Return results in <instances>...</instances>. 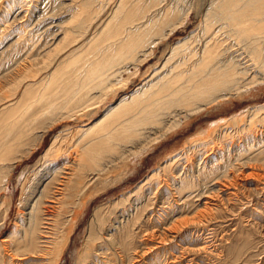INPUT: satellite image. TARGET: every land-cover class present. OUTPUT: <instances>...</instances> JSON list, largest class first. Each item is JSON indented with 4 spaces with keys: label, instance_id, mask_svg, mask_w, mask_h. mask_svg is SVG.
<instances>
[{
    "label": "rangeland",
    "instance_id": "374dc122",
    "mask_svg": "<svg viewBox=\"0 0 264 264\" xmlns=\"http://www.w3.org/2000/svg\"><path fill=\"white\" fill-rule=\"evenodd\" d=\"M80 1L82 0H76V3ZM118 2L119 0H110L111 4L107 5L104 13L102 12V14L106 13L101 18L102 20L110 16ZM208 2L209 0L206 1L207 4ZM156 3L159 4L156 7L158 9L172 5V7L179 6L182 12H188L186 23L179 27L169 39L159 43L153 49V57L146 64L140 66L139 72L134 77H129L126 72L122 74L123 80H130L128 84L121 85L106 100H95L94 104L91 101L90 107L80 108L78 112L76 111L77 114L66 110L63 103L52 113L43 112L46 106L42 104L24 115L23 111L26 108L27 100L23 101V99H31V95L43 91L45 77L57 69V65L54 64L64 60L73 52L74 48L79 47L77 44L73 45L72 48L65 49L58 55V52L67 46L66 40L60 41L63 37L62 32L67 29L70 32L73 29L69 23L74 7L67 0H0V119L8 122L9 125L17 123L15 130L19 131V127L22 130V126L24 127L27 120L36 117L32 132L30 129L34 122L29 129L26 127L23 130L26 132L22 144L16 143L15 135L18 132L12 134L10 138V126H6L2 120L0 121V127L3 126L0 128V156L2 158H0L1 253H3L2 242L10 240L6 236L12 230V233L26 231V228L21 224H23L22 220L25 218L27 220L28 216L25 214H28L29 210L27 211L28 207H24L23 204L19 206V203H25L24 200H27L29 194L32 195V188H28L32 183L33 185L37 183L36 192L34 191L32 199L29 201V204L32 205L35 200L40 198V193L53 178L54 169H49L52 172L47 169L44 173L45 168L43 167L49 166V163L55 161L58 154L75 153V150H78L76 145L80 141L79 137L93 122L103 118L108 109L117 106L122 98L142 87L144 80L150 79L152 74L162 69L164 62L170 56L171 46L193 36L200 38L202 17L207 7L204 0H157ZM59 41L62 43L57 46ZM55 47L60 50L55 52ZM77 60L78 58L76 62ZM34 61L37 63L33 66ZM85 62L87 64V59L80 60L79 64L72 66L73 69H79L77 74L83 73L80 69ZM47 64L51 65L50 68L48 67L49 70L44 68ZM131 71L134 73L136 68L132 67ZM70 75L66 78H70ZM28 90L31 93L26 96ZM58 98L59 96L54 95L53 101L55 103L62 102ZM54 102L52 103L55 104ZM263 104L264 85L256 87L249 95L245 94L240 98H231L225 103L214 104L208 110L192 116L189 120L184 119L179 129L170 130L166 137L155 140L146 152L138 153L137 158L131 156V159L128 158L129 160L125 159L122 157L123 153L119 147H115V152L112 150L102 152V162L108 163L109 169L107 168L108 171L101 177L94 178L88 186V190L79 197L76 202V204H80L76 209L77 214L69 213L63 216L65 223L66 221L70 222V219L74 223L67 222V225L63 224L61 231L59 230L60 232L64 231L67 236L69 230L72 229L66 246L64 245L62 248L63 252L61 247L59 251L58 247L55 248V254L62 252L59 254L61 258L58 257L59 261L56 264H264V143L255 146L259 139V137L256 138L257 132L264 128V123H257L254 126L255 129L247 127L245 121L238 125L228 123V126L221 128L219 127L222 124H218L251 107ZM93 107L94 109H91ZM38 110L40 112L43 110L44 116ZM4 112H7L5 116ZM7 116L13 118L9 119ZM22 117L23 120H21ZM50 124L54 126L50 127L49 131L47 128L43 129ZM215 124L218 125L214 126ZM224 128L226 129L223 131ZM217 131H223V137L218 138L216 143L209 146L210 148H203L208 153L204 154L205 156L200 162L199 157L196 158L197 151L189 153L190 157L184 154L179 169L184 167L181 170L182 176L188 173L193 175L194 171L199 172L198 167L200 168L213 158L208 166L216 168V179L223 180L224 184L228 186L227 189L224 188V192L218 191L217 187L214 188L213 178L208 180L201 178L202 187L190 191L188 195H179L173 183L168 182L170 177H172L171 179L176 177L171 173L172 166L169 168L168 176L164 175V172H161L159 177L154 175L161 166L164 168L167 163H171L170 160L173 157L174 160L178 158L190 139L203 132L204 135L197 136V139L200 137V140L205 138V140L211 141L209 138L211 135H216ZM44 132L45 136L41 142H37V138H40ZM254 136H256L255 139ZM6 143L8 144L5 145ZM1 144L6 148L4 156H2ZM35 144L38 146L36 147ZM60 146H63L61 154L57 150ZM129 147L130 149H128ZM129 147L126 149L131 150L132 155L135 152L137 154V151L140 150V147L134 149L136 145L133 144ZM30 148L33 149L30 150ZM74 148L76 149L74 150ZM8 149L9 154L6 155ZM214 149L218 151L221 149L223 155L217 154V157H213L216 155ZM185 150L188 149L185 148ZM18 156H21L20 160L16 159ZM112 158H115L114 162H109ZM116 158L120 161H116ZM190 160L193 164L190 163ZM186 166L187 168H185ZM175 170L176 168L173 167L174 172ZM152 177L154 178L152 188L150 185L147 186L146 191L141 194L137 186ZM178 177L179 175L176 178L178 179ZM165 181L170 185L166 186ZM160 182L162 183L159 184ZM55 186L53 189L50 187L48 189L50 192L52 191V194L56 191ZM212 189L214 190L212 191ZM213 193L219 198L217 197L216 206H214L216 216L209 219L202 216L204 205L201 204V200H197L200 198L199 196ZM48 194L49 196L47 195L44 199L46 203L43 204L44 206H53L54 204L50 201L52 194ZM126 199L129 200L124 203ZM138 207L142 208V211L140 210L139 223L133 228L135 249L128 250L129 248L123 245L122 239L124 231L128 227L129 221L133 220L132 215L136 214ZM71 208L73 209V207ZM185 218H189L188 221L193 218L197 220L193 219L195 223L187 224V227L181 228L179 233L166 231L175 223H173L175 219L181 221ZM55 219L59 220L58 217ZM28 223L26 222L27 226ZM57 237L61 239H57L55 243L62 240L63 234L57 235ZM49 247H52L51 250L54 251L53 246ZM1 256L0 264L10 262L9 259L4 258V253ZM54 256L53 253L47 259L45 258L44 264H50ZM17 258H14V263L21 264L18 262V259L21 258ZM27 258L26 264H39L35 260L28 262L30 258ZM80 258L81 260H79Z\"/></svg>",
    "mask_w": 264,
    "mask_h": 264
},
{
    "label": "bare ground",
    "instance_id": "6f19581e",
    "mask_svg": "<svg viewBox=\"0 0 264 264\" xmlns=\"http://www.w3.org/2000/svg\"><path fill=\"white\" fill-rule=\"evenodd\" d=\"M67 1H69L71 5L73 4L74 7L69 23L73 29L72 31L70 30V32L69 29L62 32L63 37L60 41L62 40L63 42L66 40L67 46L62 49V51H59L60 48H56L62 43L59 41L55 47L56 49H54L56 50L55 52L59 51V55L61 52L65 51V49L72 48L73 45L76 46L77 44L79 47L74 48L73 52L64 60L58 63L54 62V65H57V69L48 76L49 78L45 77L43 91L36 95H31V99H23V101L27 100L26 108L23 111L24 115L42 104L46 106V108L44 107V111L42 110L43 112L52 113L63 103L66 110L70 113L74 112V114H77L80 108L87 109L90 107L91 101L94 104L93 101L95 100H106L113 91L118 89L121 85L125 86V84L130 82V80L128 81L127 79L123 80L122 74L126 72L129 74V77H134V75L139 72L140 66L146 64L149 59L153 57V49L159 43L169 39L179 27L186 23L188 17V12H182L179 6L172 7V5H169V7L163 9L156 8L159 6V4L156 3L157 0H119L116 5L117 7L111 14L109 13L110 16L102 20L101 18L106 15V13L102 14V12L107 9L110 0H82L77 3L76 0ZM206 1L207 0H204V3H206ZM205 10L206 12L203 13L204 15L202 17L203 24L200 38L193 36L171 46L170 56L168 58L166 57L167 59L162 69L152 74L150 79L144 80V85L142 84V87L122 98L117 106L108 109L103 118L93 122L79 137L80 141L76 145L78 150L74 148L76 151L75 153H62L63 146L57 149L62 155L58 154L55 161L49 163V166L43 167L45 168L44 173L47 169L49 170L51 168L50 170L54 169V174L50 183L47 184L46 188L43 189L44 191L40 193V198L35 200L32 205L29 204L37 187V183L34 185L32 183L28 188H32V195L29 194L28 197L26 195L27 200H24L25 203H19V206L23 204L24 207H28L27 211L29 210V213L25 214L28 216L27 220L25 218L22 220L23 224H21L26 228V231L12 233V230L10 234L6 236V238L10 240H4L2 242L4 258L10 260L7 264H15L14 258L17 257L21 258H17L18 262H21V264H26L27 257L30 258L28 262L35 260L39 264H44L47 257L51 256L53 253L55 256L51 263L56 264L59 261V254H62L64 250L62 248L64 245L66 246L68 236L72 230L68 228L69 233L67 236L64 231L60 232L61 226L69 222L66 221L65 223L63 216L69 213L76 215V209L79 204H76V202H78L77 200L79 197L88 190L87 188L94 178H99L108 171V163L102 162V152H110L111 150L115 152V147H119L120 151L122 150L121 152L123 153L122 157L125 159H131V156L137 158L140 153L146 152L149 149L148 147H151L155 140L166 137L170 130L179 129L184 119L189 120L192 116L208 110L214 104L225 103L231 98H240L245 94L249 95L256 87L264 85V0H209ZM179 14L181 15L180 17ZM62 54L64 55V53ZM77 58L78 60L76 62ZM85 59H87V64L86 62L83 65L81 64L82 68L80 70H82L83 73L79 75V73L77 74L79 69H73L72 66L74 64H79L80 60ZM36 63L37 62L34 61L32 65L34 66ZM54 65L52 64V66ZM49 66L51 65L47 64L44 68L49 70ZM132 67L136 68L134 73L131 71ZM69 74H71V77L66 78ZM22 75L24 74L22 73ZM96 92L98 93L97 95ZM30 93L31 91L28 90L26 96H29ZM53 94L59 96L58 99H61L62 102L55 103L53 101ZM20 103L18 104L20 105ZM63 109L62 107V110ZM91 109H94V107ZM88 110L90 112V109ZM42 111L39 112L42 114ZM7 112H4L3 115L5 116ZM7 117L9 119L13 118L12 116ZM35 118L36 117H33L32 120H27L26 123H24V127L22 126V130L21 127H19V131L15 130V124L17 123L9 125L8 122H4L3 119H0V121L2 120L4 124L6 123V126H10V138L12 134L18 132V134L15 135L16 143L22 144L26 132L23 130H25L26 127L29 129L30 125L34 122L30 129L32 132L36 122ZM21 120H23V117ZM244 121L246 126L250 127V129L254 128L257 123H264V104L251 107L241 114L232 116L218 124H222L219 127L221 128L229 124L238 125L240 122L244 123ZM50 125L42 128H47V131H49V128L54 126H52V124ZM0 128H3V126ZM225 129L226 128H224L223 131ZM47 131L45 130V132ZM223 131H217L214 136L209 133L211 135V138H209L211 141H207L205 138L200 140V137L197 139V136L201 134L204 135L203 132L190 139L187 146L184 147V149L187 148L188 150L184 151V149H182V152L178 155L179 157L177 156L178 158L174 160L173 157L170 160L171 163H167V166L164 168L161 166L154 175L159 177L161 172H164L163 174L168 176V174H170L169 168L172 166L171 173L175 174L176 177L179 175V177L178 179L176 177H173V179H171L172 177H168L170 181H167L173 183L179 195H188L190 191L202 187V182H200L201 178L205 180L213 178L212 183L214 182V188L217 187L218 191L224 192V188L227 189L228 186L224 184L223 180L220 181L216 179V168L208 166L213 158H208L209 160L204 163L203 166L200 168L198 167L199 172L194 171L193 175L188 173L190 174L189 176L188 174L182 176L181 170L184 167L181 166L183 168L179 169L182 157L185 155L190 157L188 155L189 153L197 151L196 158L199 157L200 162L206 153V149L203 148H210L209 146L216 143L215 141L218 138L223 137ZM45 132L40 138H37V142H41L43 136H45ZM257 133L258 136H254L253 138L259 137V139H261H258L255 146L264 143V128H261ZM7 144L8 143L5 145ZM54 144L56 146V141ZM132 144L136 145L134 149L140 147L137 154H135V152L133 153L134 155H132L131 150H128L130 149L129 146H132ZM37 146L38 145H36V147ZM127 147L129 148L126 149ZM31 149L33 148H30V150ZM1 150H3L2 156H4L6 148L3 144H1ZM214 150L216 155H213V157H217V154L223 155L221 149L219 151L216 149ZM240 153H242V151H240ZM8 154L9 149L6 151V155ZM16 159L20 160L21 156H18ZM113 160H115V158H112L109 162H114ZM121 160H123V158ZM191 160L190 163H192ZM116 161L120 160L116 158ZM173 167H175L177 171L175 170L174 172ZM185 168H187V166ZM192 169L194 170L193 165ZM50 170L49 172H52ZM188 170L190 169L188 168ZM152 178L150 180L147 179L137 186L141 194L146 191L147 186L150 185V188H152L151 185L154 180V178ZM167 181H165L166 184ZM161 183L162 182L159 184ZM168 185L170 184L166 186ZM53 186H55L54 189H56V191L52 194V191L50 192L48 189L49 187L53 189ZM213 190L214 189H212V191ZM48 193L52 194L50 199L51 203L57 207H53L54 205L44 206L43 203H46L44 199L47 195L49 196ZM199 197L197 201L201 200V204L204 205L202 216L209 219L215 218L214 206H216L215 202L218 196L213 193L211 195ZM128 200H124V203H127ZM60 205H62V207H59ZM71 207H73V209ZM51 209L54 210L52 211ZM140 210L142 211V208L140 209L138 207L136 214L134 215L133 213L132 216L134 218L129 221L128 227L124 231L122 243L126 248H129L128 250L135 249L133 228L139 223V217L141 215ZM56 217H58L59 220L55 219ZM162 217L165 219L164 216ZM186 218L184 220L181 219V221L175 219V221H173V223H175L166 231L179 233L181 232V228H184L187 224L195 223L193 222L194 218L188 221L190 215L188 219ZM71 221L72 219H70L69 223H71ZM26 222H29L28 226ZM60 234H63V238L60 240L62 242L60 244H58L60 241L55 243L57 239H61V236L57 237V235ZM49 246H53L54 251L51 250L52 247L50 248ZM56 247H58V251L61 247L62 250H60L62 252L60 251V253L58 252L55 254ZM3 253L0 252V256ZM59 258H61V256ZM79 260H81V258Z\"/></svg>",
    "mask_w": 264,
    "mask_h": 264
}]
</instances>
